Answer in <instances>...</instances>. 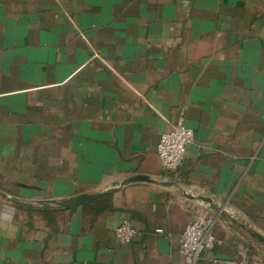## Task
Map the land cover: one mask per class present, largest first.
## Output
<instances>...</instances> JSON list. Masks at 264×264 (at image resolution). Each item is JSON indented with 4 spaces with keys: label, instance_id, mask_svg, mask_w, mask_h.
Wrapping results in <instances>:
<instances>
[{
    "label": "crops",
    "instance_id": "0c3cea01",
    "mask_svg": "<svg viewBox=\"0 0 264 264\" xmlns=\"http://www.w3.org/2000/svg\"><path fill=\"white\" fill-rule=\"evenodd\" d=\"M181 113L196 145L167 174ZM136 175L178 187H118ZM0 192L99 194L0 197V264H185L195 215L220 241L198 264H264L242 227L264 237V0H0Z\"/></svg>",
    "mask_w": 264,
    "mask_h": 264
},
{
    "label": "built area",
    "instance_id": "2783aa9c",
    "mask_svg": "<svg viewBox=\"0 0 264 264\" xmlns=\"http://www.w3.org/2000/svg\"><path fill=\"white\" fill-rule=\"evenodd\" d=\"M196 145L194 133L185 125L184 114L171 125L168 133L161 135L157 144V157L163 172L175 173L181 167L188 146ZM198 148L201 149L198 145ZM199 155V154H198ZM157 233L162 232L160 229ZM115 237L122 243H130L136 235V230L127 222L119 224L114 229ZM220 241L213 231L211 218L195 215L185 226L179 241L178 251L185 264H198L205 252L213 250ZM226 264H246L241 260H230Z\"/></svg>",
    "mask_w": 264,
    "mask_h": 264
},
{
    "label": "water",
    "instance_id": "95a60500",
    "mask_svg": "<svg viewBox=\"0 0 264 264\" xmlns=\"http://www.w3.org/2000/svg\"><path fill=\"white\" fill-rule=\"evenodd\" d=\"M148 183V184H154V185H160L162 187H178L174 182L172 181H162L160 183L150 179L148 176L145 175H136L134 177H130L126 179L123 183L119 184L118 187H124L126 185L132 184V183ZM182 194L190 199V200H196V201H202L209 205V208L213 211L220 212L219 208L214 207L212 204L211 199H206L204 197H199L197 195H192L191 193H187L186 191H182ZM99 194L94 195H77L70 197L68 199H59V200H26V199H20L16 197H7L5 194L0 192V197L3 199H7L10 202L15 203L16 205H20L26 208H36V209H57V208H72L76 206H80L84 203H87L95 198H97ZM244 229H246L249 233V235L256 239L258 243L264 245V237L257 233L256 231H253L249 227L243 225Z\"/></svg>",
    "mask_w": 264,
    "mask_h": 264
}]
</instances>
